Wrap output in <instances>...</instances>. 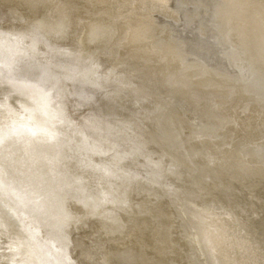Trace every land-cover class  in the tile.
<instances>
[{
  "label": "bare ground",
  "instance_id": "6f19581e",
  "mask_svg": "<svg viewBox=\"0 0 264 264\" xmlns=\"http://www.w3.org/2000/svg\"><path fill=\"white\" fill-rule=\"evenodd\" d=\"M185 2L194 4L193 0H185ZM211 2L214 8L224 2L221 13L225 18L227 30L222 33L231 46L230 53L234 55V50L237 49L235 41L240 33H243L244 42L250 47L248 59L252 61L248 65L251 74L264 71V45L262 44L264 17L263 13L259 15L264 0H212ZM0 5L17 7L27 17L26 24L22 27L7 22L0 23V264H88L81 261L76 263L73 259L74 256L72 257L70 252V234L76 230H83L89 220L96 221L107 231L119 230L121 221L108 216L113 206L104 197V191L108 189L106 182L117 176L122 177L123 183L126 184L124 189L126 196H130L136 188L139 190L138 194L142 195L136 203L128 201L130 205H126L131 208L130 211L128 209L121 211L127 216H132L134 223L126 241L118 243V247L124 249L118 251L117 255L130 253L134 264H170L169 259L188 264L183 248L179 250L181 241L177 235L178 231L176 234L170 232L177 221L171 211L172 207L164 197L165 190L170 191L167 180L170 179L175 183L181 177V171L183 172L181 167L184 162L179 159L181 151H177L179 158L166 154L167 162H164L166 160L161 157L160 152L147 156L137 152L132 153L135 159L144 158V163L148 167L141 176H134L133 167L124 166L119 154L115 157L107 155L113 143H110L108 139H102L103 147L99 146L86 134L84 127L76 126L69 120L65 111L63 99L69 93L66 82L71 84L86 82L92 83L93 86L97 81L90 77L94 73L93 67H90L91 65H85L82 68L67 67L56 61L54 56L52 58L49 56L44 61H36L33 57L34 61L21 60L23 59L21 52L26 53L24 50L32 52L40 44L48 48L49 52L62 54V48L59 49L56 44L65 43L72 26V16L82 15L83 11L86 12L84 10L86 8L91 10L90 15L97 20L93 25L84 24L85 36L81 44V58L87 62L91 60L111 42L116 32L114 30L119 29L118 23L126 21L130 24L131 31L124 47L125 54L129 57L144 54L156 60L155 50L152 51L151 45L144 37L150 29L145 20H151V15L157 11L168 13L167 0H0ZM251 8L256 12L248 16L247 10ZM169 14L176 16L174 11ZM258 21H261V27ZM237 22H239L238 25H235ZM26 39L27 44L23 42ZM174 44L169 45L166 60L159 63L162 65L161 71L167 68L172 69L167 72H175L180 65L181 54L177 46L181 43L175 41ZM45 53L47 55V52ZM119 57L120 55L116 56L115 63L112 62L114 65L118 64ZM235 61L242 76L234 80L236 83L234 84L235 94H232L234 102L232 105L243 100H249L252 104L245 111L246 113L244 112L245 115L236 112L239 117L235 120L234 126L240 125L242 128L240 133H235L236 128L234 133L232 132L234 137L237 136L234 142L230 143V139L229 142H225L232 128H226L227 124L225 128H222L223 138L220 140L200 138L187 142L185 138L186 146L191 147L192 151L201 148L200 152L208 151L209 155L211 154V158H207L205 153L203 156L202 152V154L197 152V157L194 158L197 171L193 169L191 174L197 177L204 170L209 171L207 173L212 174V177L213 175L216 177L207 182H203L202 179L201 189L194 186L196 194L193 193L192 198L197 202L196 204L204 202L205 199H211L214 195L222 201L218 200L222 207L220 215L210 218L209 222L212 224L208 234L209 252L216 264H264V202L262 204L264 159L261 160L260 157L262 163L251 164L257 162L258 157L252 156L249 150L251 147L259 146L261 142L263 143L260 145H264V110L256 105V102L264 99V90L262 88L261 90L254 81L249 80V77L244 76L243 72L248 60L240 58ZM18 64L25 68L36 69L44 75L42 74L40 80L34 79L33 75L29 78L16 70L15 66ZM165 74L166 72L163 71L160 77L157 76L158 80H163ZM211 80L224 83L227 77L217 78L208 74L192 82L198 85L203 82L207 84V81L210 83ZM69 96L68 94L67 97ZM117 97L116 95V100H118ZM122 99L118 101L121 104V110L117 114L130 118L137 106L125 98ZM228 111L230 112L226 108L221 114L226 116ZM251 115L254 119H250ZM109 126L115 127V131H121L122 127L125 129V126L115 122L110 123ZM98 137V135L95 137L96 140ZM247 143L249 144L245 145ZM194 145L197 148H194ZM205 146L207 149H203ZM242 146L244 151H241ZM208 160H211V164L207 162ZM199 166L201 168H198ZM159 179L164 181L160 182ZM160 185H163L165 189L158 190L156 187ZM179 187L181 189V186ZM173 191L179 192V189ZM70 202L78 207V211L71 210ZM139 213L142 214L139 215ZM138 215L139 218H137ZM237 217H240V222ZM239 224L243 226L245 234L242 233V228L238 230L239 227H236ZM37 226L45 231L46 239L40 238L36 233ZM115 251L117 252L114 244L104 248L100 252L103 258L100 263L117 264L118 258L114 259Z\"/></svg>",
  "mask_w": 264,
  "mask_h": 264
},
{
  "label": "rangeland",
  "instance_id": "374dc122",
  "mask_svg": "<svg viewBox=\"0 0 264 264\" xmlns=\"http://www.w3.org/2000/svg\"><path fill=\"white\" fill-rule=\"evenodd\" d=\"M211 1L212 0H193V4L192 2H185V0H167V3L169 5V10L167 11L176 12L175 17L169 14V12L165 13L164 11H157L151 15V20H145L149 24L150 29L144 37L151 45L150 47L152 51L155 50L154 56L157 57L156 60H154V57L152 60L150 56H146L144 54L136 55L134 57H129V55L125 54L124 47H126L125 44L128 42L129 32L131 31L130 24L126 21H120L118 23L119 29L114 30V32H116L114 33V36H112L113 39L111 40V42L108 44V46H105L95 56H93L91 60L87 62L86 60L81 58V44L83 43V38L85 36L84 24L90 23V25H93L96 22L95 20H97L96 18H93L92 15H90L91 10H88V8L84 9L86 10V12L83 11L82 15H73L77 18L72 16V26L68 33L67 40L65 41V43L58 42L56 44L59 49L62 48V54H57L58 52H49L50 50H47L48 48L46 49L42 44H40L41 46L38 45L36 50L32 52L31 50H24L26 51V53L21 52V56L23 57V59H21L22 61L24 59H28L26 61H34L35 59L36 61H44L47 59V57L49 58L50 56V58H52L54 56L53 58L55 60L57 59L56 61L67 67L78 66L82 68L85 67V65H91L90 67H93L95 74L93 73L92 75H90V77L93 80L94 78L95 80H97L95 81L93 86L92 83L86 82H83V84L75 82L73 83L74 85L71 84V82L67 81L69 84L66 82V87L69 93H67L63 99L64 108H66L65 111L69 120L76 126L84 127L86 134L89 137L93 138L95 143H97L99 146L103 147L101 142L102 139H108L110 143H113L107 155L115 157L116 154H119L121 162L124 166L128 165L133 167L134 170L132 171V174L134 176H141V173L148 170V167L144 163V158L138 157L139 159H135L132 153L135 154L137 152L142 156H147L148 154L150 155L153 153L152 155H154L156 152H160L161 157L166 160L164 161V159H162L164 162L168 161L166 154H172L171 156H174L176 158L180 157L179 159L183 160L184 165L181 167L183 170V172L181 171L180 173L181 177L177 182H175L176 184L170 179L167 180V183L170 186V191L165 190L166 193H164V197L168 200L167 201L165 199L166 202H168L170 204V207H172L171 211L173 212V216H175V219L177 221V226L175 225V227L173 228L176 231L172 229L173 231L171 230L170 232H175L174 234H176L178 231V238H180L179 240L181 241V243H183V245L179 243V250H182L183 248L185 258L189 262L188 264H216L211 256V252H209L210 243L208 234L210 229L212 228V224H210L209 222L211 220L210 218L218 217V215H220L219 212H221L220 210H222L220 202L222 201H220L219 198L215 197L214 195L213 197H211L212 200L205 199L203 200L204 202L196 204L197 202L192 198L193 193H195L194 188L197 187L198 189H201V184L203 182L211 181L214 178L216 179V177L214 175L212 177V174L207 173L209 171H204L202 169L200 170H202L203 172H200V174L197 176L200 178H197L196 176H193V174H191L193 169H196L195 171H197V164L194 162V158L197 157V152L198 154H200L202 151L200 152L201 148H197L194 145V148L196 147L199 151L195 149L193 150V152L190 149L191 147L188 148V146H186L184 140L187 139V142L189 140H191L192 142L193 140L195 141L200 138L213 140H215L214 138H217L216 140H220L223 138L222 128H225L226 124V128H232L230 131V136L226 138L225 142H227L229 139L230 143L234 142L237 137L236 135L235 137L233 136L235 128V133H240L242 127L240 125L234 126V122L239 117V114L245 115V111L249 109V106L252 104V102H250L249 100H243L245 102L240 101L236 104L237 106L232 105L234 103L232 97L235 94L234 84L236 83V81L234 80H238L242 76L239 68L236 66L235 60H239L240 58L242 60H248L246 61L248 67L246 66L244 69L245 73L243 72L244 76H246L247 78L249 77V80L254 81V83L258 84L260 89L262 88L264 90V71H259V73L257 71L256 73L251 74L252 72L250 71L249 65L252 60L250 61L248 59L250 57V54L248 55V49H250V47L245 44L243 33H240V36H238L237 40L235 41V43H237V49L234 50V56L230 53L231 46L229 45V42L225 40L226 37H224V33H222V31L227 30V27L225 25V18L221 13V8L222 6L224 7V2L214 8L215 6ZM249 10H247L246 13L247 15L249 14L248 16L256 12L255 9L253 10V8ZM260 13L259 15H262L263 13L262 16L264 17L263 4H261ZM25 17V13L17 7L0 5V23L7 22L17 27H22L26 24L27 21V17ZM73 23L75 24L73 25ZM238 23L239 22H237V24L235 25H238ZM258 23H260L258 24L259 26L262 24L261 21H258ZM227 33L229 34L230 32ZM175 41L181 43L180 45L178 44L179 46H177L181 54V60L179 63L180 65L175 72L169 73L167 71H170L172 69L167 68L161 71L162 65L159 63L166 60L169 52L168 47L172 44L175 45ZM23 42L26 44L28 43L27 39ZM243 44L244 47H242ZM262 44L264 45V41L262 42ZM65 45L66 47H64ZM107 47L113 52L107 49ZM121 49H123L122 52ZM228 49L229 51H227ZM44 51L47 52V55ZM119 55L120 57L118 60V64L114 65L113 63H115L116 61V56ZM24 56L26 57L24 58ZM32 57L34 60L32 59ZM144 57H146L147 59H144ZM97 59L99 60L97 61ZM132 62L135 63L133 64ZM136 62L138 63L137 65ZM126 63L127 65H125ZM235 67H237V69ZM15 68L19 73L24 74L25 76H29V78L34 76V79L38 78V80H40V78L44 75L42 72H39L36 69L33 70L31 68H25L20 64L16 65ZM163 71H165L167 74L164 75L165 79L163 77V80H158L157 76L160 77V74ZM38 73L39 75H36ZM208 74H211L217 78H220L221 76L225 78L227 77V80H225L226 82L224 83L211 80V82H213L214 84L211 82L209 83V81H207V84L206 82L198 85L193 84L192 80L200 79L201 77ZM113 75L116 78H114ZM117 76L119 77V79H117ZM256 79H258V81ZM189 83L192 85H190ZM160 85H162V87ZM68 94L71 97H67ZM116 95L118 96V100H116ZM120 97H122L123 99L125 98V100L130 101L132 104H136L137 106L134 108V112H132L130 118L117 114V112L121 110V104L119 102L122 98L120 99ZM158 98H160L161 100H159ZM247 102H249L250 104ZM256 105H259V109L264 110V99L262 101L256 102ZM226 108L229 109L230 112L228 111L225 116L221 113ZM236 112H239V114H237ZM250 119H254V117H252L251 115ZM114 122L125 126V129L124 127H122L121 131H115V127L113 128L109 126L110 123ZM83 123L88 124L85 125ZM89 124H91V127L89 126ZM95 131L96 133H94ZM231 134L233 137L231 136ZM97 135L99 136V139L97 138L96 140L95 137ZM230 137H232L233 140ZM98 140H100V142ZM170 143L171 145H173H169ZM262 143L263 142H261L260 144L262 145ZM248 144L249 143L245 145ZM260 144L259 146L251 147L249 149L250 152H252L251 154H253L252 156L258 157L257 162L251 163L253 165L262 163V161H260V157L261 160L264 159V145L261 146ZM244 146H242L241 151L245 150H243ZM203 149H207L206 146ZM251 150H253L254 152ZM177 151H181L179 153V157ZM206 152H202L203 156L206 154L207 158H211V154L209 155V152ZM207 162L211 164V160H208ZM198 168H201V166H199ZM159 181L163 182L164 180L159 179ZM170 181L172 183H170ZM123 182L124 180L120 176H117L113 180H108L106 182L108 189L107 191H104L105 199L108 203L111 202L113 206L112 208H110L108 216L110 218H115L121 221L119 230H117L116 232H110L106 229H103L96 221L89 220L86 222L85 228H83V230L73 231L70 234L69 242L71 247L70 252L72 254V257L74 256L73 259L76 263H79V261H81L88 264H104V262L100 263L103 259L102 253L100 252L103 251L104 248L106 249V247H108L109 245L114 244L115 250H117V252L115 251L114 253V256L116 257H114V259L118 258L117 264H134L133 260L130 257V253H120L121 255H117V253L119 254L120 250L124 249L123 247H118V243H124L126 241L125 239L128 238L130 228L134 223V218L132 216H127L126 213L121 211L122 209H128L130 211L131 208H128L130 202L128 203V201L131 200L132 203H136L138 202V199L142 197V195L138 194L139 190H136V188L132 191L130 196H126V194L124 193L126 184ZM177 184L178 186H176ZM163 185H160L156 188L160 190L164 187ZM179 186H181L182 190ZM172 189H179V192H174ZM225 191L227 192L228 190ZM190 200L191 202H189ZM263 202L264 198L262 199V204ZM232 203L233 202H231V204ZM126 204H128V206ZM70 207L73 212L78 211V207L75 204L71 203ZM141 214L142 213H139V215ZM139 215L137 216V218H139ZM239 218L240 217H237L238 221L240 220ZM241 224L236 226L237 228L239 227L238 230L243 227ZM42 230L43 229L38 226L35 227V231H37L36 233H38L39 237L42 239H46L47 235L45 231ZM242 233L245 234L243 228ZM243 234L240 233V235ZM247 241H249V239H247ZM249 243L251 242L249 241ZM169 262L170 264H182L180 262H176L173 259H169Z\"/></svg>",
  "mask_w": 264,
  "mask_h": 264
}]
</instances>
